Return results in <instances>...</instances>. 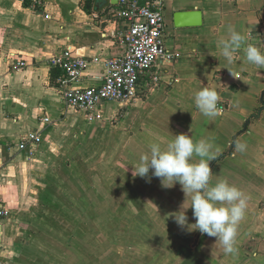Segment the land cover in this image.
<instances>
[{"label": "crops", "instance_id": "0c3cea01", "mask_svg": "<svg viewBox=\"0 0 264 264\" xmlns=\"http://www.w3.org/2000/svg\"><path fill=\"white\" fill-rule=\"evenodd\" d=\"M163 7L165 45L180 57L141 75L133 101H107L108 111L104 102L90 113L66 104L59 86L66 72L50 59L71 47L89 62L77 85H101L104 62L126 50L119 1L45 0L34 11L20 0H0V202L11 212L0 227V264H264V69L243 50L231 63L219 51L229 26L264 50V0H164ZM186 11H201L202 24L177 25L176 13ZM19 60L27 65L15 70ZM203 87L217 91L221 115L197 110L193 98ZM118 131L120 229L94 220L93 194L100 187L93 160L108 159L115 144L100 147L98 135ZM33 132L41 136L33 152L20 149L21 137ZM179 134L207 139L216 158L223 155L210 161V184L226 179L249 197L235 255L201 232L189 243L172 210L162 211V224L155 211L140 210V202L183 201L179 183L158 190L161 179L151 174L148 193L138 195L129 173L149 144L163 147ZM237 142L246 144L244 152Z\"/></svg>", "mask_w": 264, "mask_h": 264}, {"label": "clouds", "instance_id": "9594fccd", "mask_svg": "<svg viewBox=\"0 0 264 264\" xmlns=\"http://www.w3.org/2000/svg\"><path fill=\"white\" fill-rule=\"evenodd\" d=\"M227 33V38L220 41L219 51L229 63L238 51L243 50L250 64L264 69V50L247 43L246 35L232 26L228 27ZM230 73L239 79L238 73ZM193 99L204 117L221 115L222 110L218 107L220 97L216 90L203 87L196 91ZM173 136L163 147L160 142L149 144L150 151L142 154L132 165V175L149 177L152 170L151 176L160 178L163 187L170 188L179 183L186 199L180 210L172 214L176 223L181 227L187 225L189 231L199 230L202 234L215 237L224 254H237L238 226L245 216L249 197L226 179L210 184L213 176L210 161L216 159L218 151H214L211 141H194L188 134ZM235 149L244 152L246 144L237 142ZM189 208L193 210L196 221L190 225L186 214Z\"/></svg>", "mask_w": 264, "mask_h": 264}, {"label": "built area", "instance_id": "2783aa9c", "mask_svg": "<svg viewBox=\"0 0 264 264\" xmlns=\"http://www.w3.org/2000/svg\"><path fill=\"white\" fill-rule=\"evenodd\" d=\"M36 11L45 6V0H20ZM121 9L119 17L128 21V28L122 35L126 46L125 53L111 57L104 62V74L101 85L81 87L77 85L89 62L69 47L51 57L53 66H60L66 77L59 80L66 104L84 112H94L104 102H130L137 97V87L141 75L155 65L173 61L180 53L169 50L165 45L164 0H118ZM46 16H50L46 14ZM27 65L25 60L13 64L15 70ZM157 78L155 77V81ZM224 109L223 106L220 107ZM49 121L48 118H45ZM41 141L39 133L23 135L18 143L20 149H32ZM9 207L0 202V227L10 216Z\"/></svg>", "mask_w": 264, "mask_h": 264}, {"label": "rangeland", "instance_id": "374dc122", "mask_svg": "<svg viewBox=\"0 0 264 264\" xmlns=\"http://www.w3.org/2000/svg\"><path fill=\"white\" fill-rule=\"evenodd\" d=\"M72 2V0H71ZM113 103L111 102H106L105 107H107L106 111L109 110V107H113L112 106ZM116 105V104H115ZM114 105V106H115ZM108 113V112H107ZM120 119V118H119ZM120 130V128H119ZM94 133H98V132H94ZM103 137V138H102ZM98 144H100L99 146L101 147V145H105L107 144L108 147L110 145V143H114V150L110 151L109 153L106 152V157L108 156V159H103L101 161V159H95L93 160V184L94 187L100 185V187L97 189L98 191H94V210L98 211L99 213V217L95 218L94 220L97 221L98 224H104V225H108V226H114L115 228L117 227L118 229H120V209H121V205H123L124 199H123V192L121 194L120 191V133L118 131V133H99L98 135ZM101 141V143H100ZM106 145V146H107ZM117 150H119L117 153H115ZM105 160V161H104ZM221 160V155L219 158H216V160L214 161L215 164L218 163ZM102 162L103 164L101 166H99L97 163L95 162ZM102 167V168H101ZM152 171V170H151ZM151 171L149 172V175L151 174ZM129 173H132V171H129ZM134 177V176H133ZM135 180V182H134ZM134 182L132 185L134 187H132V190L134 192H137L138 195L140 196H144L145 194H147V190L149 189L147 187V183H148V177H139V176H135L133 178V180L131 179V183ZM160 183V182H158ZM138 184L141 185V187H138ZM137 186V189H136ZM161 187L163 186H158L157 185V189H161ZM139 188V189H138ZM175 188V187H173ZM179 190L182 191L181 187H178ZM169 189V188H168ZM167 189V191H168ZM95 190V189H94ZM166 191H164L165 193ZM161 193V191H158V194ZM169 193V192H167ZM183 201L180 202H165V201H156V202H140L139 206H140V210L145 212L147 210H153L156 212V216L157 218L154 219L156 221V224H162V222L165 223L166 219H164L165 215H162V211L163 210H172L173 213L177 212L180 210L181 205L183 204V202L185 201L186 197L185 195L183 196ZM104 209V211H106V213L102 214L99 212V207H101ZM166 208V209H165ZM129 209H132V207H129ZM135 209V208H134ZM144 214V213H142ZM141 214V215H142ZM187 217H188V224H194L195 218L193 217V210L191 208L187 209ZM131 215V214H130ZM131 217V216H129ZM135 219V218H134ZM133 219V220H134ZM167 221H169V218L167 219ZM172 222L174 225L179 226L175 219H172ZM181 227V226H179ZM183 228H185L186 230H188L187 225L184 226ZM181 232H186L183 231L180 228ZM189 232V233H188ZM188 234L189 237H192L189 240V243H194L195 239H196V235L200 232L199 230H194V231H189L188 230ZM183 236L185 235L184 233H182Z\"/></svg>", "mask_w": 264, "mask_h": 264}, {"label": "water", "instance_id": "95a60500", "mask_svg": "<svg viewBox=\"0 0 264 264\" xmlns=\"http://www.w3.org/2000/svg\"><path fill=\"white\" fill-rule=\"evenodd\" d=\"M176 24L179 26H185V25H201L202 24V13L201 11H186V12H178L176 13ZM185 18H188L189 20L192 19L193 21H190L191 23H183ZM262 101L264 102V93L262 97Z\"/></svg>", "mask_w": 264, "mask_h": 264}, {"label": "trees", "instance_id": "16d2710c", "mask_svg": "<svg viewBox=\"0 0 264 264\" xmlns=\"http://www.w3.org/2000/svg\"><path fill=\"white\" fill-rule=\"evenodd\" d=\"M225 155V154H224ZM221 156H223V155H221Z\"/></svg>", "mask_w": 264, "mask_h": 264}]
</instances>
